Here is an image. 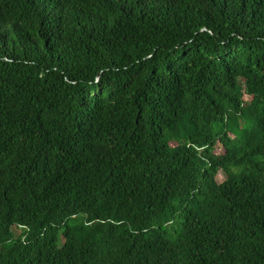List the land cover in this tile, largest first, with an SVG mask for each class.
Listing matches in <instances>:
<instances>
[{"label":"trees","instance_id":"1","mask_svg":"<svg viewBox=\"0 0 264 264\" xmlns=\"http://www.w3.org/2000/svg\"><path fill=\"white\" fill-rule=\"evenodd\" d=\"M0 264H264V0H0Z\"/></svg>","mask_w":264,"mask_h":264},{"label":"rangeland","instance_id":"2","mask_svg":"<svg viewBox=\"0 0 264 264\" xmlns=\"http://www.w3.org/2000/svg\"><path fill=\"white\" fill-rule=\"evenodd\" d=\"M223 177H224V175L222 174V172H218L217 175H216V179L218 181L222 180ZM12 230H13L14 233H17L18 232V229L17 228L16 229H12Z\"/></svg>","mask_w":264,"mask_h":264}]
</instances>
